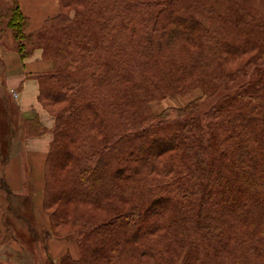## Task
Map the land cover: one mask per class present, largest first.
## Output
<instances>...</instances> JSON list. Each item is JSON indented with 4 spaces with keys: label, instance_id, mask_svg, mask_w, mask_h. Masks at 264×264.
Segmentation results:
<instances>
[{
    "label": "trees",
    "instance_id": "1",
    "mask_svg": "<svg viewBox=\"0 0 264 264\" xmlns=\"http://www.w3.org/2000/svg\"><path fill=\"white\" fill-rule=\"evenodd\" d=\"M6 1L23 58L32 51L27 16ZM61 2L79 9L65 44L42 50L53 69L36 77L39 97L59 105L44 205L61 208L50 214L55 229L78 226L81 256L69 264H264V236L242 228L264 223V71L201 117L155 121L148 107L194 70L208 76L221 60L264 52V25L232 0ZM2 109L9 122L8 103ZM78 203L108 218L83 219Z\"/></svg>",
    "mask_w": 264,
    "mask_h": 264
},
{
    "label": "rangeland",
    "instance_id": "2",
    "mask_svg": "<svg viewBox=\"0 0 264 264\" xmlns=\"http://www.w3.org/2000/svg\"><path fill=\"white\" fill-rule=\"evenodd\" d=\"M58 1L56 14H51L40 21V17L29 18L27 16L25 22V31L30 34L28 48L42 50L50 46L58 44H65L61 39L63 29L70 24H73L76 18V10L79 6L65 7L61 0ZM248 11L253 19H256L264 25V0H232ZM0 43L5 44L7 47H12L18 52L17 43L14 39V33L6 25L7 9L10 7L11 2L0 0ZM64 12L67 15V21L61 23L59 13ZM186 16V15H185ZM188 19L189 17H184ZM34 27V29H33ZM37 27V28H35ZM31 28V29H30ZM11 45H9L10 43ZM0 45V52L2 50ZM187 49L194 50L195 47L187 43ZM31 51V52H32ZM38 52V53H40ZM258 52L255 50L249 55L229 57L221 60V64L214 71L209 72L208 76H203L201 72L193 71L190 76H185L181 83L170 84L173 87L162 86L157 93L151 96L149 100V110L155 117V121L161 119H190L192 117H201L212 105L216 104L219 99L227 94H233L241 89L245 84L252 83L257 80L259 73L264 71V52L259 53L257 56L252 57ZM20 55V53L18 52ZM27 57H29L27 55ZM252 57V58H251ZM21 59L25 57H21ZM51 58V57H49ZM51 70L53 69V61ZM218 62V61H216ZM2 68L0 59V69ZM50 70V71H51ZM49 71V72H50ZM205 78H202V77ZM196 77L199 80H195ZM2 78L0 75V133L5 135L6 128V114L2 109V104H11V95L8 94V88L2 85ZM167 83V82H166ZM164 84V83H163ZM5 90V91H4ZM17 90V89H15ZM38 95L36 98V106L38 105L42 110L46 123L55 128V112L59 109L58 103H52L50 98L41 96L39 97V83ZM2 91L4 93H2ZM42 107V108H41ZM181 109L183 112L179 113ZM37 116V115H36ZM39 122V118H36ZM38 122L30 124L27 122V131L29 133H36L43 128L37 126ZM30 124V125H29ZM6 140V148L8 147V136ZM51 145V144H50ZM5 154L3 155V157ZM2 157V153L0 159ZM2 157V158H3ZM65 157V153L57 154L56 164H59L61 159ZM59 179H63V170L59 172ZM1 176V171H0ZM1 186V184H0ZM2 189L0 188V192ZM5 196L0 199V264H69L75 259H79L81 251L78 245V237L72 233L75 230V225L62 226L63 228H54L52 225L50 214L51 211L57 207L54 203L52 207H45V184L43 190V198L41 204L36 210L30 206L29 201L22 198V201L17 198V195H9L2 191ZM10 200L8 202L7 200ZM21 202V203H20ZM25 205H23V204ZM10 204V205H9ZM75 203H70L74 206ZM76 210L82 214L83 219H99L105 220L108 218V213L103 208L94 206L93 204L78 203ZM1 214L4 216L3 218ZM72 214V213H71ZM72 216V215H71ZM7 222V224L5 223ZM245 230H257V234L264 236V223L244 224L242 225ZM11 233H9V230ZM8 231V232H7ZM12 236V237H11ZM89 254L85 255V261H89ZM149 264H165L166 258H152L147 260ZM181 260L176 264H181Z\"/></svg>",
    "mask_w": 264,
    "mask_h": 264
},
{
    "label": "crops",
    "instance_id": "3",
    "mask_svg": "<svg viewBox=\"0 0 264 264\" xmlns=\"http://www.w3.org/2000/svg\"><path fill=\"white\" fill-rule=\"evenodd\" d=\"M17 2L24 15L29 18L40 17V21L51 14H56L58 7L57 0H17ZM0 45L3 46L0 52L2 85L9 89L6 91L11 95L9 110L11 118L4 124L6 128L4 136L7 135L9 125L14 128V135H9L11 138L8 139L4 165L1 166L0 161L2 183L0 188L8 196L17 195L21 201L22 198L27 199L30 206L36 210L43 198L45 161L53 140L52 126L46 123L42 110L38 105L36 106L39 83L36 75L49 72L52 63L49 59L43 58L38 49L33 50L29 57L21 59L15 49L3 43ZM35 121L44 129L29 133L27 122L32 124ZM2 191L0 199H4L1 197L5 196ZM7 201L10 202L9 199Z\"/></svg>",
    "mask_w": 264,
    "mask_h": 264
}]
</instances>
